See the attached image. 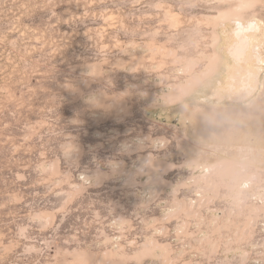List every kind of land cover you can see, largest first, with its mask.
<instances>
[{"label":"rangeland","instance_id":"1","mask_svg":"<svg viewBox=\"0 0 264 264\" xmlns=\"http://www.w3.org/2000/svg\"><path fill=\"white\" fill-rule=\"evenodd\" d=\"M254 17L264 0H0V264H264V73L243 105L166 99Z\"/></svg>","mask_w":264,"mask_h":264},{"label":"bare ground","instance_id":"2","mask_svg":"<svg viewBox=\"0 0 264 264\" xmlns=\"http://www.w3.org/2000/svg\"><path fill=\"white\" fill-rule=\"evenodd\" d=\"M244 21L235 18L234 28L231 34L225 28L219 33V40L221 41L219 54L221 58L217 65V72H213L215 75L212 73L213 76L210 75L209 79L200 83L197 88L199 91H195L199 97L200 95L203 98L212 96L214 99L222 102L227 100L233 104L243 105L248 103L259 90L261 76L264 73V55L262 52L264 48V23L256 17L247 22ZM222 24L223 27L226 26L225 22ZM238 32L243 33V43L247 48V58L242 64H236L231 56V51L236 43L235 37ZM223 53L226 56H223ZM173 92L175 93L167 94L166 99L169 102L176 103L188 94V86H176ZM100 99H106V95H102L101 93ZM259 220L260 217L256 223ZM101 261L103 263L109 262L110 254L105 253Z\"/></svg>","mask_w":264,"mask_h":264},{"label":"clouds","instance_id":"3","mask_svg":"<svg viewBox=\"0 0 264 264\" xmlns=\"http://www.w3.org/2000/svg\"><path fill=\"white\" fill-rule=\"evenodd\" d=\"M235 40L236 43L231 51V56L236 64H242L247 58V48L243 43V33L238 32ZM71 259L73 264H94L93 255L86 249L74 250Z\"/></svg>","mask_w":264,"mask_h":264},{"label":"crops","instance_id":"4","mask_svg":"<svg viewBox=\"0 0 264 264\" xmlns=\"http://www.w3.org/2000/svg\"><path fill=\"white\" fill-rule=\"evenodd\" d=\"M196 90V89H195ZM193 93H196L195 91H193V92H189L186 96H185V98H188L191 94H193ZM197 94V93H196ZM197 96H198V94H197ZM199 97V96H198ZM198 97H197V100H198ZM196 100V101H197ZM232 105V104H231ZM233 106H235V105H233ZM212 107V106H211ZM214 107H216L215 105L212 107V109H210V111L209 112H211L213 109L214 110H217V108H214ZM235 107H239V106H235ZM242 108H243V106H241ZM219 109V108H218ZM244 109V108H243ZM206 112V111H205ZM204 112V113H205Z\"/></svg>","mask_w":264,"mask_h":264},{"label":"built area","instance_id":"5","mask_svg":"<svg viewBox=\"0 0 264 264\" xmlns=\"http://www.w3.org/2000/svg\"><path fill=\"white\" fill-rule=\"evenodd\" d=\"M248 185V184H246ZM258 236H263V235H258ZM260 248H264V242H260V245H259Z\"/></svg>","mask_w":264,"mask_h":264},{"label":"flooded vegetation","instance_id":"6","mask_svg":"<svg viewBox=\"0 0 264 264\" xmlns=\"http://www.w3.org/2000/svg\"><path fill=\"white\" fill-rule=\"evenodd\" d=\"M235 20V19H234ZM238 20H241V19H238Z\"/></svg>","mask_w":264,"mask_h":264}]
</instances>
